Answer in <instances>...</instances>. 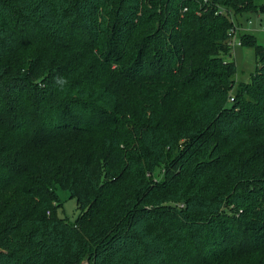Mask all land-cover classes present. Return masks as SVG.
Masks as SVG:
<instances>
[{
  "label": "trees",
  "instance_id": "16d2710c",
  "mask_svg": "<svg viewBox=\"0 0 264 264\" xmlns=\"http://www.w3.org/2000/svg\"><path fill=\"white\" fill-rule=\"evenodd\" d=\"M243 11L0 0V264H264V45L239 35L249 81L222 56Z\"/></svg>",
  "mask_w": 264,
  "mask_h": 264
},
{
  "label": "rangeland",
  "instance_id": "374dc122",
  "mask_svg": "<svg viewBox=\"0 0 264 264\" xmlns=\"http://www.w3.org/2000/svg\"><path fill=\"white\" fill-rule=\"evenodd\" d=\"M233 24L232 35L229 39L231 43L230 53L222 54L228 60H233L236 65L234 79L236 83L239 81H249L253 72L255 71L256 58H254L253 49L246 44L236 42L240 40V34H252L256 41L264 45V13L263 12H249L243 11L240 14H231ZM236 89V84L232 91ZM57 194L60 201L57 202V212L59 217H63L68 221H73L79 214L76 205V199L71 197L64 189L57 188ZM84 264H87L86 261Z\"/></svg>",
  "mask_w": 264,
  "mask_h": 264
},
{
  "label": "built area",
  "instance_id": "2783aa9c",
  "mask_svg": "<svg viewBox=\"0 0 264 264\" xmlns=\"http://www.w3.org/2000/svg\"><path fill=\"white\" fill-rule=\"evenodd\" d=\"M236 42L238 43V42H240V41L238 40V41H236ZM231 99H233V98H231Z\"/></svg>",
  "mask_w": 264,
  "mask_h": 264
}]
</instances>
